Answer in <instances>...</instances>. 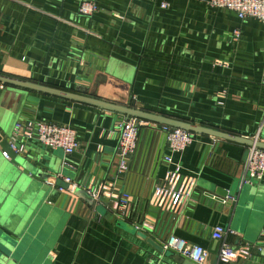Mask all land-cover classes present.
Segmentation results:
<instances>
[{"label": "crops", "instance_id": "0c3cea01", "mask_svg": "<svg viewBox=\"0 0 264 264\" xmlns=\"http://www.w3.org/2000/svg\"><path fill=\"white\" fill-rule=\"evenodd\" d=\"M81 1L0 0V73L264 141L263 22L205 0H94L91 17L80 14ZM121 118L0 83V133L34 165L7 158L0 142V264H189L149 242L163 246L170 234L206 247V264H239L244 257L218 262L217 225L235 231L228 239L247 250L246 264H264V177L241 184L248 146L200 135L171 153L153 139L151 160L125 171ZM20 122L69 125L80 147L66 155L17 133ZM147 146L140 142L141 152ZM160 148L173 159L153 173ZM171 171L193 182L175 212L151 201ZM62 175L81 185L95 178L110 194L90 205L60 189ZM124 191L132 199L122 218L114 205Z\"/></svg>", "mask_w": 264, "mask_h": 264}, {"label": "built area", "instance_id": "2783aa9c", "mask_svg": "<svg viewBox=\"0 0 264 264\" xmlns=\"http://www.w3.org/2000/svg\"><path fill=\"white\" fill-rule=\"evenodd\" d=\"M210 6L216 8H227L238 14L241 19L253 18L264 23V0H205ZM166 6V4H165ZM99 10V6L94 0H82L79 12L82 15L91 17ZM238 34V31L235 32ZM17 133L24 134L25 137H33L46 146L55 149H62L66 155H71L80 147L77 132L69 125H61L50 122H38L36 125L18 123ZM119 141L117 145V155L119 158V168L129 170L133 160L140 165L144 160H151L154 155V147L149 148V142L154 139L159 140L162 145L168 148L171 153H182L197 137L202 134L194 133L179 127L158 124L140 119L138 117L122 115L118 123ZM254 140H261L260 134L251 137ZM148 142V144H143ZM140 142L147 146L145 152H141ZM12 149L19 153L22 147L11 144ZM248 157L244 165L241 184H253L264 177V149L256 145L248 147ZM3 154L9 158L7 151ZM161 148L156 151L153 163V173L158 162H172V154H164L161 157ZM69 185L66 189L60 186L65 192L73 193L75 189L81 188L91 195L94 200L105 202V193L109 188L101 187L96 184V179L92 178L90 183L81 185L71 177L61 176ZM95 183V184H94ZM193 182L184 179L178 171H171L167 174L164 181L155 185L152 195V204L164 209L165 211H177L185 201L191 197ZM104 195V196H103ZM132 199L129 191H124L119 197V202L115 203L114 210L118 217L124 218L129 211ZM223 200V199H222ZM224 202L226 200H223ZM147 228H152L151 225ZM139 229V226L136 227ZM235 234V231L217 225L211 230V236L221 243L219 260L233 261L239 257L246 256L247 250L237 248L229 241L228 236ZM165 250L174 251L195 264H206L209 250L200 244L189 242L187 239L176 234H170L163 243Z\"/></svg>", "mask_w": 264, "mask_h": 264}, {"label": "water", "instance_id": "95a60500", "mask_svg": "<svg viewBox=\"0 0 264 264\" xmlns=\"http://www.w3.org/2000/svg\"><path fill=\"white\" fill-rule=\"evenodd\" d=\"M0 83H2L3 85L16 86V87H20V88H24V89H30V90H34V91H38V92H42V93H47V94L52 95V96L61 97L63 99H67L70 101L83 103V104L91 105V106H94V107H97V108H100L103 110L118 113V114L124 115L126 117L134 116V117H138L140 119L150 121V122H154V123H158V124H164V125H169V126H173V127L183 128L185 130H189L191 132L202 134V135H211L213 137L232 140L235 142L243 143V144L247 145L248 147L256 145V146L264 149V141L263 140H254L251 137H243L241 135H234V134H230V133H225V132L217 130L213 127H209V126H205V125H201V124H196L194 122H190V121H186V120H182V119H177V118L170 117V116H167L164 114L150 112V111H147V110L135 107V106H129V105H125V104L114 103V102L107 101L104 99H100L97 97H92V96H88V95H81V94L74 93V92H71L68 90L58 89V88L50 87L47 85H42L39 83H35V82L29 81V80H24V79L14 77L11 75H7L4 73H0ZM0 142H1V145L5 149H7V152L10 155V157L14 158L24 168L34 169V167H33L34 165L30 161H28L26 158H24L23 156H21L20 154L15 152L12 149L9 140L7 138H4L3 135H1V133H0ZM248 153L249 152L247 151V157H248ZM62 182L63 183L57 182V184H60L59 186L66 189L69 185L64 181H62ZM73 193L77 197L88 202L89 204H93L95 201L91 195H89L85 190H83L81 188L75 189ZM230 206H231L232 212H233V209L236 206V201L230 203ZM116 221L121 222L118 219ZM137 232L140 233L142 236L146 237V234L143 233L142 231H137ZM149 242L152 243V245H154L158 250H160L162 252L166 251L165 248L163 246L159 245L158 243H156V241L149 239ZM243 257L244 258L241 259L239 264H246L245 263V256H243ZM187 261L189 264H193V262L191 260L187 259ZM230 264H237V263L231 262Z\"/></svg>", "mask_w": 264, "mask_h": 264}, {"label": "rangeland", "instance_id": "374dc122", "mask_svg": "<svg viewBox=\"0 0 264 264\" xmlns=\"http://www.w3.org/2000/svg\"><path fill=\"white\" fill-rule=\"evenodd\" d=\"M117 115H120V114H118V113H116ZM120 118V116H118V119ZM90 205H94V203L93 204H90ZM96 207H98V209H99V211H101L103 208H104V205L103 204H97V206ZM112 217V216H111ZM123 223H125V221L123 220ZM125 224H127V223H125Z\"/></svg>", "mask_w": 264, "mask_h": 264}]
</instances>
